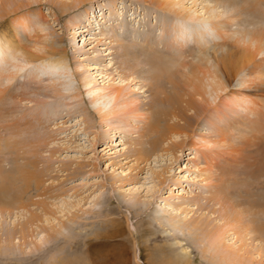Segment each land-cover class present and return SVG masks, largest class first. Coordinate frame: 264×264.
Wrapping results in <instances>:
<instances>
[{"label": "bare ground", "instance_id": "obj_1", "mask_svg": "<svg viewBox=\"0 0 264 264\" xmlns=\"http://www.w3.org/2000/svg\"><path fill=\"white\" fill-rule=\"evenodd\" d=\"M149 1L173 20L164 21L156 38L148 30L139 44L108 36L118 45L108 53L110 66L103 64V75L120 84L99 86L79 60L70 67L63 35L39 7L46 2L62 14L83 0H0V118L5 133L0 161L9 165L5 171L0 163V215L13 209L28 212L14 230L4 229L0 243L11 242L14 233L24 240L41 220L39 212L27 209L33 202L23 197L32 189L38 196L49 192L43 187L47 162L38 154L47 146L46 128L60 113L58 105L77 95L69 93L75 77L99 121L118 128L131 119L142 122L125 154L146 163L156 151L170 150L175 161V151L188 145L194 154L203 153L205 166H212L203 179L206 197L184 202L196 204L198 213L173 223V231L201 244V257L209 264H264V0H213L224 8L216 12L207 5L206 16L195 14L196 0L194 9L185 0ZM72 20L83 31L90 16L79 12ZM231 23L240 28L228 33ZM213 30L219 40L210 37ZM92 51V66L97 67L106 56L97 48ZM193 54L199 57L188 59ZM22 101L34 106L23 108ZM53 150L45 151L50 156ZM222 176L231 180L226 183ZM158 177L159 183L165 181L164 175ZM38 208L47 215L45 206ZM228 234L236 236V247L225 243Z\"/></svg>", "mask_w": 264, "mask_h": 264}, {"label": "rangeland", "instance_id": "obj_2", "mask_svg": "<svg viewBox=\"0 0 264 264\" xmlns=\"http://www.w3.org/2000/svg\"><path fill=\"white\" fill-rule=\"evenodd\" d=\"M60 1L72 4L73 0ZM194 1L185 0L184 5L191 8ZM196 3L195 14L202 16H206L203 7L207 5L216 12L224 8L222 3L213 0H196ZM39 7L54 31L63 35L70 67L79 60L80 68L88 69L95 80L92 84L99 86L120 84L117 78L107 81L103 75L106 70L103 64L110 66L108 53L118 45L108 36L122 39L124 43L139 44L148 30L156 38L164 21L173 20L170 13L149 0H83L76 6L77 10H66L62 14L46 2ZM79 12L90 16L89 26L83 31L77 30L81 25L72 20ZM68 20H71L69 25ZM206 25L213 27L211 20H207ZM239 28L231 23L227 31L231 33ZM211 32L210 37L219 40L218 34ZM76 46L83 49L74 51ZM96 48L106 59L93 67L95 59L90 56ZM191 51L198 53L195 48ZM191 56H187L188 59L199 57ZM72 79L69 93L77 92V95L58 105L60 113L53 116L46 128L50 134L47 146L38 154L46 160L44 164L47 162L43 187L49 192L38 196L32 189L23 197L33 202L27 209L39 212L41 220L30 228L33 231L26 233L24 240L14 233L11 242L0 243V264H209L207 257H201V244L193 243L189 234L173 231L171 227L198 213L196 204L189 206L184 202L207 195L203 179L208 175L207 167L212 166L202 162L203 153L198 151L196 155L188 145H183L175 151V161L170 150L156 151L146 163L136 161L125 153L128 141L137 136L136 128L142 122L131 119L127 127L118 128L113 123L99 121L89 104L88 94L77 78ZM21 80L22 77L18 78ZM53 104L49 101V105ZM20 105L23 108L34 106L27 101ZM3 123L0 118L2 138L5 137L1 129ZM248 130L247 126L242 135L246 136ZM233 133L229 132L230 136ZM50 149L55 151L49 156L45 150ZM4 154L1 157H5ZM0 163L5 171L9 170L7 162ZM157 175L160 179L164 175L165 181L159 183ZM229 180L231 178L222 176V181ZM38 206H45L47 215L40 212ZM27 214L25 210L13 209L10 214L0 215V235L8 227L14 230ZM226 239L229 245L239 244L231 234Z\"/></svg>", "mask_w": 264, "mask_h": 264}]
</instances>
